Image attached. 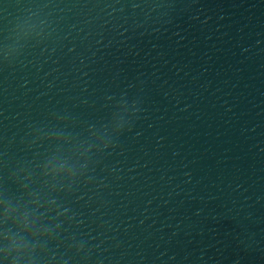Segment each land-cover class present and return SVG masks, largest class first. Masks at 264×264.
<instances>
[{"label":"water","instance_id":"obj_1","mask_svg":"<svg viewBox=\"0 0 264 264\" xmlns=\"http://www.w3.org/2000/svg\"><path fill=\"white\" fill-rule=\"evenodd\" d=\"M6 0H0V8Z\"/></svg>","mask_w":264,"mask_h":264}]
</instances>
